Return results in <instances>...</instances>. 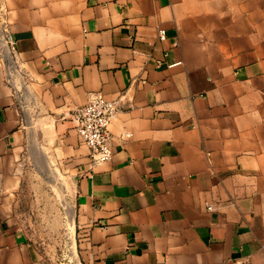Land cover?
Here are the masks:
<instances>
[{"label": "crops", "instance_id": "1", "mask_svg": "<svg viewBox=\"0 0 264 264\" xmlns=\"http://www.w3.org/2000/svg\"><path fill=\"white\" fill-rule=\"evenodd\" d=\"M0 264H264V0H0Z\"/></svg>", "mask_w": 264, "mask_h": 264}, {"label": "built area", "instance_id": "2", "mask_svg": "<svg viewBox=\"0 0 264 264\" xmlns=\"http://www.w3.org/2000/svg\"><path fill=\"white\" fill-rule=\"evenodd\" d=\"M164 39L165 32H159ZM6 49H12L11 37L5 39ZM118 102L106 99L100 93L89 95L87 103L77 108L72 114L76 130L82 141L90 149L92 165H99L111 160L113 151L110 146V126L117 117ZM212 210V206H208Z\"/></svg>", "mask_w": 264, "mask_h": 264}]
</instances>
